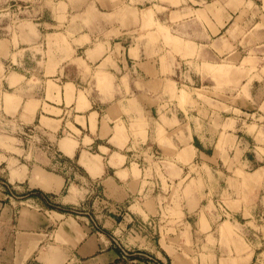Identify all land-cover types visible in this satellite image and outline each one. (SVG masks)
<instances>
[{
    "label": "crops",
    "instance_id": "crops-1",
    "mask_svg": "<svg viewBox=\"0 0 264 264\" xmlns=\"http://www.w3.org/2000/svg\"><path fill=\"white\" fill-rule=\"evenodd\" d=\"M5 3L31 20L16 39H0V128L38 123L55 156L0 163V264H264L261 244L226 247L216 229L224 217L245 228L234 234L264 239V76L250 98L226 92L212 99L217 108L171 96L179 65L234 57L240 33L261 24L252 52L264 59V0ZM159 151L180 157V177L191 172L187 154L192 175L212 189L185 205L167 236ZM225 193L232 208L222 210ZM187 224L190 246L181 237Z\"/></svg>",
    "mask_w": 264,
    "mask_h": 264
},
{
    "label": "rangeland",
    "instance_id": "rangeland-1",
    "mask_svg": "<svg viewBox=\"0 0 264 264\" xmlns=\"http://www.w3.org/2000/svg\"><path fill=\"white\" fill-rule=\"evenodd\" d=\"M8 8L9 3L4 4V0H0V39L6 38L9 35H12L13 38L16 39L18 30H21L22 27L31 20L25 15L19 17L13 16L10 10H4ZM14 9H17V7L11 8V10ZM7 13L11 14L8 15ZM243 17L244 14H242L241 18ZM255 21H257V18H255ZM261 27H263L262 24L257 25L255 30L252 29L251 32L249 31L244 33L242 31L240 33L241 36H244V40L241 45H236L237 49L236 55L234 57L228 59L220 57L214 60L199 57L186 61V65H179V73L177 76L173 77V79L178 82V88H173L171 92L172 101L178 100L182 106L188 99L195 97L208 107L217 108L218 104H214L212 99L215 101H220L224 98L226 92L234 94L235 101L250 98V89L253 87L255 80H261L262 76H264V68L261 70V67H264V59H259L255 56V53L252 52L256 51L254 44L255 41H257V38H255V34ZM36 51L40 53V57L43 56L44 59L49 56L46 50L43 51L36 49ZM247 60H250L251 62L247 63ZM29 64V66H32V64L35 65V62L31 63L29 61ZM207 64L214 66L206 67ZM220 65L225 66V70L218 67ZM0 92L1 94L6 93L2 85H0ZM181 95L185 97H182ZM1 99L2 95L0 97V102ZM37 126L38 123L34 124L32 127L23 129L21 132H18L16 127H1L0 163L6 161L8 163L7 165L11 167L19 162L34 166L36 163H42V160L39 156V154L42 152L46 153L50 158L55 156L52 152L51 142L47 140L46 137L42 138L40 134H37ZM224 135L225 134H223L222 137H224ZM61 137H63V134L57 136L56 139L53 138V140L56 142V140L60 139ZM222 142L223 141L220 140L218 148L219 151L222 150ZM262 153H264V151H262ZM185 156L182 158L183 162L185 165H189L191 172L186 176L183 175V177H180L177 172V164L180 161L179 156L171 155V157L167 156L163 158L160 151L154 154V157L157 158L155 161L156 164L154 165L156 166L157 174L163 183L162 187L157 188V191H159L157 194H161V201L163 204L162 218L168 222L169 226L172 228L170 231L165 232L166 236L172 233L175 234L179 228L178 226L182 225L185 205L188 207L192 205L193 199L198 195H201V198L203 199L206 198V195L203 194L206 187L208 186L201 177L192 175L194 172H196V168L194 163L188 159V155L186 154ZM17 160H19V162ZM228 164L229 170L232 171L233 165L230 160L226 162V165ZM45 168L50 173L60 172L59 169L53 166H48ZM16 174L17 173L13 171V175L15 176ZM41 174L42 172L40 171L35 172L33 179L41 180ZM208 190L212 191V189ZM221 199L225 206L221 204V207L218 206L219 209L221 208L224 210L227 206L232 208V206L229 204V199L226 193ZM200 208L202 209L201 215H204V207L201 206ZM217 221L218 226L216 229L218 228L217 231H221V245L226 247L232 244L234 246L248 245L252 249V243V245L254 244L255 246H257V244H261L262 249H264V239L262 241L260 240L259 242L253 236L248 237L247 239L242 235L234 234L233 231H243L242 229L245 228L242 226L236 227L229 224V220L227 218L223 217L220 219V217H218ZM190 223L193 226L194 222L192 219L190 220ZM260 225H264V221L261 222ZM187 226L188 227L185 231L188 232L181 234V237L182 239L185 238L187 245L190 246L192 245L191 235L189 233L190 226L188 224ZM207 229L208 228H206V226H203L202 228L203 231H206ZM211 243L215 242L211 240Z\"/></svg>",
    "mask_w": 264,
    "mask_h": 264
}]
</instances>
